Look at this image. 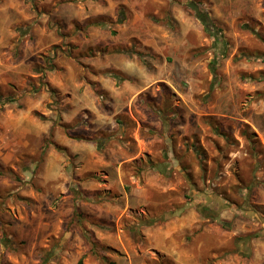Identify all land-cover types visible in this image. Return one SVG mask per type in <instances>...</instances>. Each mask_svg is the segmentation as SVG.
I'll return each instance as SVG.
<instances>
[{
    "label": "rangeland",
    "instance_id": "obj_1",
    "mask_svg": "<svg viewBox=\"0 0 264 264\" xmlns=\"http://www.w3.org/2000/svg\"><path fill=\"white\" fill-rule=\"evenodd\" d=\"M89 3L113 17L65 31L0 0V264H105L87 239L173 264L151 239L178 209L208 207L214 243L264 220V0Z\"/></svg>",
    "mask_w": 264,
    "mask_h": 264
},
{
    "label": "crops",
    "instance_id": "obj_2",
    "mask_svg": "<svg viewBox=\"0 0 264 264\" xmlns=\"http://www.w3.org/2000/svg\"><path fill=\"white\" fill-rule=\"evenodd\" d=\"M28 1L30 6L35 5L39 11L37 13L43 16L44 20L60 21L61 27L65 31L68 29L66 25L71 27V29L77 25H79V28L83 27V25H92V28H100L101 23L93 19L113 17L107 16L102 11H90V8H93V3L89 2L93 0ZM101 3L103 4L104 2ZM89 5L90 8H88ZM120 131L118 129V133H123ZM251 131L257 135L255 131ZM121 136H117V139H121ZM67 142L66 146L68 145ZM78 158L84 159L83 156ZM114 158L115 156H113ZM125 160H131V158ZM154 160H157V158ZM177 160L179 159H173L176 164L178 163ZM176 167L183 171L179 164ZM124 197L128 198V202L133 200L132 207H135L141 202L140 198L137 199L132 194L125 195ZM143 202L146 204V200H143ZM201 207L205 206L200 205L197 209L198 211L193 212L178 209L173 214V217L171 216L170 221L167 220L165 224L156 225L155 228L158 231L155 232L154 238L151 239V243L154 244L155 249L164 253V256H168L173 264H264V220L261 219L256 224H245L248 227L243 226L239 232H236V234L233 233L232 238H230L233 239L232 242L231 240L229 242L228 240H224L223 242L219 240L214 243L211 238L213 231L212 224L210 223L211 214L207 217L204 216L206 219H203L200 215ZM228 209L226 208L222 212L228 211L235 218H241L245 214V212H241V215L233 214L232 209ZM222 212L218 215L220 219L223 217ZM214 214L217 215L215 211ZM233 225L234 223L231 227ZM213 226H217L221 230L226 228V226L222 227L220 223L219 225L214 224ZM65 241H67V238H65Z\"/></svg>",
    "mask_w": 264,
    "mask_h": 264
},
{
    "label": "trees",
    "instance_id": "obj_3",
    "mask_svg": "<svg viewBox=\"0 0 264 264\" xmlns=\"http://www.w3.org/2000/svg\"><path fill=\"white\" fill-rule=\"evenodd\" d=\"M187 7L192 10L194 12V15L196 17V19H198L200 21V23L203 26L204 31L206 32V34L209 37L214 38L215 41H217V33L219 32L218 29L216 28V26L212 23V21L210 20V18L208 17L207 13L201 8V4L198 2H194V1H190L187 4ZM139 58H141V55H139ZM244 130L242 131V136L248 140L250 142V144H252V149L255 150V146L259 143L257 140V135L252 132L249 128L248 125H244ZM102 145V142L100 143V147ZM260 162V160H256V162ZM140 172H142V170H144V168L140 167ZM201 215L207 217L209 214H211V211L208 207H201L200 209ZM88 241V245H89V250L90 253L95 256L99 261L105 263V264H115L113 261H110L107 259L106 256H102V254L99 252H97V245L95 242L87 239ZM6 241H2V244H5ZM53 249H55L53 247ZM52 249V252H54V250ZM76 264H83V257L78 260V262Z\"/></svg>",
    "mask_w": 264,
    "mask_h": 264
}]
</instances>
